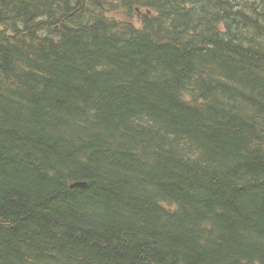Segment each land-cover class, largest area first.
<instances>
[{
    "label": "trees",
    "instance_id": "1",
    "mask_svg": "<svg viewBox=\"0 0 264 264\" xmlns=\"http://www.w3.org/2000/svg\"><path fill=\"white\" fill-rule=\"evenodd\" d=\"M0 264H264V0H0Z\"/></svg>",
    "mask_w": 264,
    "mask_h": 264
},
{
    "label": "water",
    "instance_id": "2",
    "mask_svg": "<svg viewBox=\"0 0 264 264\" xmlns=\"http://www.w3.org/2000/svg\"><path fill=\"white\" fill-rule=\"evenodd\" d=\"M75 186H86V184L85 183H81V184L77 183V184L73 185V187H75Z\"/></svg>",
    "mask_w": 264,
    "mask_h": 264
},
{
    "label": "bare ground",
    "instance_id": "3",
    "mask_svg": "<svg viewBox=\"0 0 264 264\" xmlns=\"http://www.w3.org/2000/svg\"><path fill=\"white\" fill-rule=\"evenodd\" d=\"M77 183L81 184V183H85V182H75L74 184H72V187H73V185H75V184H77ZM85 184H86V183H85Z\"/></svg>",
    "mask_w": 264,
    "mask_h": 264
},
{
    "label": "rangeland",
    "instance_id": "4",
    "mask_svg": "<svg viewBox=\"0 0 264 264\" xmlns=\"http://www.w3.org/2000/svg\"><path fill=\"white\" fill-rule=\"evenodd\" d=\"M75 187H77V186H75ZM75 187H71V188H75ZM78 187H82V186H78Z\"/></svg>",
    "mask_w": 264,
    "mask_h": 264
}]
</instances>
